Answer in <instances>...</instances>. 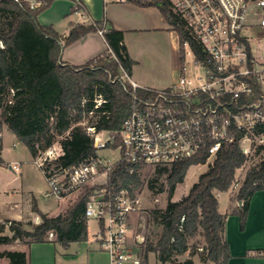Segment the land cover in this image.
I'll return each instance as SVG.
<instances>
[{"label":"trees","instance_id":"1","mask_svg":"<svg viewBox=\"0 0 264 264\" xmlns=\"http://www.w3.org/2000/svg\"><path fill=\"white\" fill-rule=\"evenodd\" d=\"M43 1L42 6L30 9L25 3L0 0V130L5 125L33 158L59 137L62 152L53 163L70 168L98 155L87 126L110 130L115 135L113 146L119 143L121 123L132 109L134 92L120 77L124 72L130 74L134 61L123 44L122 30L110 27L102 33L108 45L106 52L81 65L62 61L57 64L61 40L68 44L96 27L93 23H73L62 38L51 25L37 22L36 15L51 2ZM130 2L155 6L137 0ZM157 8L166 22L173 24L180 39L187 37L165 2L157 4ZM135 92L144 94L141 88ZM97 98L102 101L95 106ZM84 121L86 125L82 124ZM247 159L236 141L223 144L207 169L178 200H171L176 185L183 181L191 164L204 163L205 154L155 167L147 186L153 193L167 187V203L164 208L145 210L148 223L161 230L156 240L148 235L139 243L143 264L148 263L149 252L154 253L160 264H194L190 258L175 262L172 256L185 252L189 239L197 235L204 242L198 254L201 264L226 263L229 258L224 235L226 216L218 210L215 191L228 190L236 180V170ZM128 169L124 162H116L108 172V186H124L133 192L141 184V168L133 173ZM256 190H264V159L246 171L234 196L235 200H241L240 207L235 209L241 229L249 199ZM91 194L92 187H82L73 202L56 216L40 212L33 203L32 210L39 215V223L28 221L31 229H27L20 220H7L10 235L2 234L5 225L0 223V244L15 240L26 244L43 242L49 232L62 246L86 240L83 211ZM0 256L9 264H26L24 251L4 250Z\"/></svg>","mask_w":264,"mask_h":264},{"label":"built area","instance_id":"2","mask_svg":"<svg viewBox=\"0 0 264 264\" xmlns=\"http://www.w3.org/2000/svg\"><path fill=\"white\" fill-rule=\"evenodd\" d=\"M12 1L30 9L44 4L43 0ZM137 1L155 7L165 2L186 31L187 37L180 39L169 24L177 38L178 79L150 88L125 72L121 75L134 92L132 109L121 123L119 143L113 146L115 135L110 130L86 127L93 146L118 150L117 159L97 155L70 168L55 166L62 150L54 142L33 160L47 181V195L62 199L77 196L84 186L92 187L83 217L97 220L95 241L108 255L109 264H143L137 246L141 240L130 236V218L142 209V197L136 189L108 186L107 175L116 162H124L133 173L138 167L169 166L202 153L204 163L209 164L223 144L233 141L246 158L264 150V0ZM72 12L86 19L79 0L73 1ZM188 54L191 61L185 62ZM187 66L200 67L202 73L186 75ZM137 88L144 94L138 95ZM95 100V106L102 101ZM33 221L39 223V216Z\"/></svg>","mask_w":264,"mask_h":264},{"label":"rangeland","instance_id":"3","mask_svg":"<svg viewBox=\"0 0 264 264\" xmlns=\"http://www.w3.org/2000/svg\"><path fill=\"white\" fill-rule=\"evenodd\" d=\"M153 7V10L159 14L158 8L155 6ZM74 14L75 13L72 12V15H68L63 22L69 19L70 16L74 17L76 15ZM124 14L126 16H135V21L143 22L140 18L143 17L142 11H125ZM169 30L172 29L169 28ZM125 37L126 43L129 44L130 50L133 55H135L134 60L137 62L134 71L139 77L142 76L145 78L148 84L147 87L160 88L178 79L180 75V61L177 51V38L174 33L131 32L127 33ZM190 61L191 58L188 54L185 57V62ZM201 73L202 69L195 66H187L185 71L186 75H199ZM82 124L86 125L87 123L84 121ZM1 129L3 136L0 139V223H4L5 225L2 234L10 235L11 231L7 227V220L10 219L7 218H26L21 221L25 228L31 229V226L26 223L29 221L35 224L31 213L33 203L41 212L51 214L55 211L56 207H60L64 202L58 201L49 194H45L48 191L47 181L40 168L33 162L34 158L31 156L28 149L18 141L4 125ZM103 135L106 136V133ZM58 141L59 137H57L55 142ZM98 155L102 158L115 160L119 157V152L118 150L111 151L108 148H102L98 149ZM262 159H264V150H260L251 155L244 164L236 170V180L229 188L232 198H234L246 171ZM155 167L156 165H146L140 170L141 184L136 190L142 197V209L134 213L130 218V236L132 240L139 237L142 242L148 235L151 240H156L161 230L159 226L148 223L145 212V210L152 208H164L167 203V187H165L164 191L159 193H153L148 189L147 181L154 176ZM207 167L208 163L191 164L187 168L183 181L176 185L172 195L173 199L171 198V200H178L182 195L186 194L191 185L197 181L198 176L204 172ZM162 179L163 177L161 180ZM75 198L76 195H71L68 199L70 202H73ZM226 199L227 193L221 192L218 197L220 210L224 209ZM97 231V220L87 217V240H93L92 244L94 246L96 243L95 234ZM203 243V239L200 235L190 238L187 250L181 254H173V261L182 262L190 258L193 263H201L198 254L201 252ZM22 245H26V243L19 240H15L8 244H0V252L4 250L20 249ZM85 245L86 242L84 241L79 243L80 248H85ZM72 246H78V244H73ZM153 259L152 252H149L147 259L148 264H154ZM0 264H9V262L5 257L0 256Z\"/></svg>","mask_w":264,"mask_h":264},{"label":"crops","instance_id":"4","mask_svg":"<svg viewBox=\"0 0 264 264\" xmlns=\"http://www.w3.org/2000/svg\"><path fill=\"white\" fill-rule=\"evenodd\" d=\"M74 0H51L49 5L41 10L36 15V20L42 25H51L61 37H65L73 23L89 24L93 23L96 29L85 33L82 37L64 44L61 40V50L59 60L71 65H81L87 60L96 57L108 50L107 42L103 34L99 33V28H116L123 32V44L131 59L134 61L131 72L128 75L132 80L136 81L141 86H148L145 78L138 76L135 71L137 62L134 60L129 44L125 41L127 33H174V30H169L170 25L164 17L154 11L153 6H139L132 2L119 3L113 0H79L82 10L86 13V19L80 14L70 16L65 22L64 19L68 15H72V6ZM142 11L143 17H140L143 22L135 21V16H126L125 11ZM171 29V28H170ZM176 36V34H175ZM172 83V82H171ZM170 84V83H169ZM166 84L165 86L169 85ZM164 87V86H162ZM4 127H6L4 125ZM7 128V127H6ZM11 132V131H10ZM12 133V132H11ZM14 136V134L12 133ZM15 137V136H14ZM16 138V137H15ZM221 192L227 193L226 204L224 209L220 210L218 200ZM218 201V210L225 214L224 235L228 242L229 258L223 264H264V255L261 251L264 250V190H256L251 195L248 202V210L243 228H240L239 216L235 213V209L240 205L238 200L232 198L230 189L226 191H215ZM55 198V197H53ZM65 197L57 199L64 202L60 207H56L55 211L49 216H56L61 213L71 203ZM173 199V198H172ZM175 200V199H174ZM39 210V209H38ZM40 211V210H39ZM41 212V211H40ZM32 217L37 215V212L31 209ZM30 213V214H31ZM43 213V212H42ZM31 216V215H29ZM14 220H25L17 217L7 218ZM86 242L85 248H80L79 243ZM72 241L67 246H62L59 242L47 237L43 242H31L30 244L22 245L20 251L26 254V264H109L108 255L99 248V245L92 244L93 240ZM78 244V246H72ZM153 263L157 262L154 253ZM148 264V263H147ZM201 264V263H194Z\"/></svg>","mask_w":264,"mask_h":264},{"label":"water","instance_id":"5","mask_svg":"<svg viewBox=\"0 0 264 264\" xmlns=\"http://www.w3.org/2000/svg\"><path fill=\"white\" fill-rule=\"evenodd\" d=\"M57 64H62V62L60 60L57 61ZM238 204L240 205L241 204V200H238Z\"/></svg>","mask_w":264,"mask_h":264}]
</instances>
